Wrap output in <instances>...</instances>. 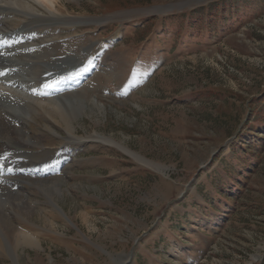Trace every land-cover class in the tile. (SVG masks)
I'll return each mask as SVG.
<instances>
[{
  "label": "rangeland",
  "instance_id": "rangeland-1",
  "mask_svg": "<svg viewBox=\"0 0 264 264\" xmlns=\"http://www.w3.org/2000/svg\"><path fill=\"white\" fill-rule=\"evenodd\" d=\"M221 1L23 3L52 44L31 62L12 55L22 62L3 78L48 93L62 69L92 71L56 97L0 75L3 101L19 110L14 90L38 106L21 124L36 140L26 159L61 163L7 186L27 204L0 198L14 222L0 226V264H264V0ZM212 4L230 5L206 25Z\"/></svg>",
  "mask_w": 264,
  "mask_h": 264
},
{
  "label": "bare ground",
  "instance_id": "bare-ground-1",
  "mask_svg": "<svg viewBox=\"0 0 264 264\" xmlns=\"http://www.w3.org/2000/svg\"><path fill=\"white\" fill-rule=\"evenodd\" d=\"M24 2H26V0H0L1 77L3 75H7V73L10 71V69L6 68L7 66H10L12 68L17 63L19 64L22 62L19 60H13V58L11 57L12 55L19 54L20 56L27 57L31 62L33 59L45 58L47 54L44 53L42 47L44 45L52 44V36L50 35H48L49 38L45 36L41 41L35 39L36 36L34 33V27L30 26V23L28 22L30 21V19L35 17V14L25 8V6L23 5ZM20 15L25 16L23 24H20L18 22V17ZM76 67L79 68L77 70L78 72L75 71ZM49 70L50 69L48 68L47 71L49 72ZM69 70V68H64L60 71V73L53 75L51 79H49L46 83L48 84L47 87H49V91L47 92H51L54 95H57L60 93L62 88L69 89L76 83L80 82V80L86 78L85 76L88 73V69L84 64L80 67L78 66V64H74L71 67V70ZM79 72H81V77L78 76ZM3 79H6V82L13 84V86L18 87V85H21V87H24L29 92H35L38 95L45 97V92L41 93L40 91L36 90V88H34L32 85L34 83H39L38 80L32 79L28 82L22 77L11 78L10 76H7ZM7 94L9 95V98H12L13 101L19 105V110L12 108L13 106H11L8 102L3 101L0 94V162L4 160V164L6 165L5 168H0V198L1 196L4 197L7 200V203L10 204V206L13 205L15 208H25L26 201H22L21 203L13 202L15 199L13 198V193L11 192L12 190L9 191V188H7V186H12L21 183L22 177H17V172H25V174L28 172H47V169L53 161V158L49 161H40L37 163L35 162L34 165L26 159V152L25 150H22L21 147L29 146L35 143L36 140L33 139V137L27 136V132L25 131L23 126L25 124H29L28 119L32 117L35 111H37L38 106L37 103H35V100H31V97L30 99L20 94L16 95L10 92ZM55 104L49 103L47 107L45 106V109L49 110L52 114L64 116L65 114L62 110L63 107L60 108V106H56ZM62 104L63 106H66V103L63 101ZM16 122L19 123L17 124ZM8 165H12V170H8ZM56 185L58 186L59 184ZM7 203H0V226L2 228L4 227L6 234L7 229H9V231H13L14 229V222H12L10 218L11 212L9 209L11 208H7ZM19 212L21 214L26 213L23 208L19 209ZM22 241H24L29 246H32L35 245L38 240H36L32 236L22 233V235L19 237V241L17 242L19 244Z\"/></svg>",
  "mask_w": 264,
  "mask_h": 264
},
{
  "label": "trees",
  "instance_id": "trees-1",
  "mask_svg": "<svg viewBox=\"0 0 264 264\" xmlns=\"http://www.w3.org/2000/svg\"><path fill=\"white\" fill-rule=\"evenodd\" d=\"M223 1V0H222ZM221 1V2H222ZM244 1H248V0H244ZM224 2V5L227 3V2H235V0H224L223 1ZM220 3V2H219ZM218 4V3H217ZM230 4H228V6H229ZM228 6H225V7H217L216 6V4H212L211 6H209V10H208V14H207V18H206V20L205 21H203V23L204 24H213V23H215L216 22V20H218V18H219V16H225L224 15V13L226 12V11H228ZM186 19V17L185 16H182V17H180V18H177V19H175L174 21H173V26L175 27V28H178V32H179V34H177V35H175V39L177 40L180 36V33L183 31V29L181 28V25H182V21L183 20H185ZM224 23H227V22H224ZM223 23V24H224ZM194 27L193 26H189V28L187 29V30H192ZM206 33V32H205ZM251 132H248L247 133V135H242L243 137H242V139H241V143L242 144H251L250 143V139H249V134H250ZM248 167L250 168V166L248 165ZM234 173L232 172V173H230L229 175H228V177H230L231 175H233ZM240 174L241 175H243L241 172H240ZM232 185L233 186H239V185H236V183L234 182V183H232ZM227 187H225V188H221V193L226 197V199H230V198H233L234 196L232 195H230V194H228L227 192H230V188H228L227 190H225ZM233 194V193H232Z\"/></svg>",
  "mask_w": 264,
  "mask_h": 264
}]
</instances>
